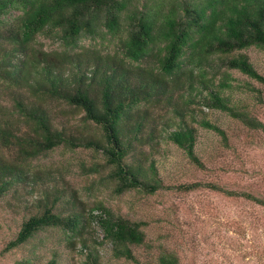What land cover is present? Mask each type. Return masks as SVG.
Segmentation results:
<instances>
[{
  "label": "trees",
  "instance_id": "obj_1",
  "mask_svg": "<svg viewBox=\"0 0 264 264\" xmlns=\"http://www.w3.org/2000/svg\"><path fill=\"white\" fill-rule=\"evenodd\" d=\"M250 47L264 50V0H0V92L9 100L0 104V202L18 215L3 251L26 252L15 264H58V248L78 264H177L172 252H141L150 248L145 223L84 200L66 165L32 161L83 148L91 184L117 194L171 187L158 175L159 142L203 168L196 126L226 146L208 112L264 129L231 97L234 87L253 90L234 86L233 72L264 85ZM204 185L264 206L252 193Z\"/></svg>",
  "mask_w": 264,
  "mask_h": 264
},
{
  "label": "rangeland",
  "instance_id": "obj_2",
  "mask_svg": "<svg viewBox=\"0 0 264 264\" xmlns=\"http://www.w3.org/2000/svg\"><path fill=\"white\" fill-rule=\"evenodd\" d=\"M40 40L46 48L53 46H49L51 42L47 38ZM89 42L98 45L92 40H86L85 44ZM245 52L264 75V50L250 47ZM232 76L236 78L234 86L248 82L253 90L247 92L234 87L231 97L264 126V85L236 72ZM2 92L0 104L7 106L8 96ZM254 94L259 95V100ZM206 118L224 131L226 146L216 133L196 126L194 150L203 163V168H198L174 145L159 142L164 153L156 156L158 175L163 185L171 187L153 193L129 189L117 194L105 182L89 183L90 175L85 168L92 153L83 148L67 151L57 147L32 164L66 165L70 169L69 181L84 200L103 199L115 211L143 221L142 229L150 248L139 250L152 257L167 251L176 256L177 264H264V206L204 185L246 191L264 199V129L247 128L219 111L208 112ZM193 182L200 186L190 190L174 188L179 183ZM17 220L18 215L0 202V264H15L26 253L21 248L3 251ZM50 236L54 237L42 232L40 237L48 240ZM58 249L63 251L58 264L79 263L80 257H71L67 250ZM41 253L43 262L48 253L43 249ZM107 264L121 263L109 260Z\"/></svg>",
  "mask_w": 264,
  "mask_h": 264
}]
</instances>
